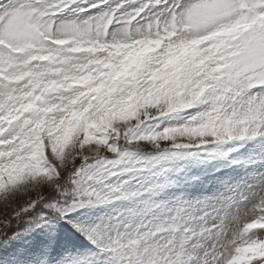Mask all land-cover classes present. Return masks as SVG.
Masks as SVG:
<instances>
[{"label":"snow or ice","instance_id":"obj_1","mask_svg":"<svg viewBox=\"0 0 264 264\" xmlns=\"http://www.w3.org/2000/svg\"><path fill=\"white\" fill-rule=\"evenodd\" d=\"M0 208V264H264V0H0Z\"/></svg>","mask_w":264,"mask_h":264},{"label":"rangeland","instance_id":"obj_2","mask_svg":"<svg viewBox=\"0 0 264 264\" xmlns=\"http://www.w3.org/2000/svg\"><path fill=\"white\" fill-rule=\"evenodd\" d=\"M165 123H167V122L165 121ZM3 211H4V209H3V208H0V214H2ZM20 227H24V225H20ZM59 227H61V226H58V228H59Z\"/></svg>","mask_w":264,"mask_h":264},{"label":"trees","instance_id":"obj_3","mask_svg":"<svg viewBox=\"0 0 264 264\" xmlns=\"http://www.w3.org/2000/svg\"><path fill=\"white\" fill-rule=\"evenodd\" d=\"M22 228V227H21ZM16 229H13V231H15Z\"/></svg>","mask_w":264,"mask_h":264}]
</instances>
